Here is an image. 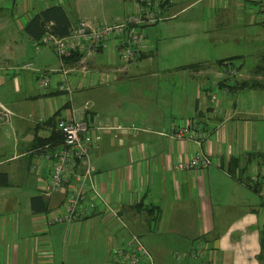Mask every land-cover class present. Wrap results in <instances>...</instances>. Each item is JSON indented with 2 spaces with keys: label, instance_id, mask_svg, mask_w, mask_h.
<instances>
[{
  "label": "crops",
  "instance_id": "crops-1",
  "mask_svg": "<svg viewBox=\"0 0 264 264\" xmlns=\"http://www.w3.org/2000/svg\"><path fill=\"white\" fill-rule=\"evenodd\" d=\"M99 1L121 7L97 10L94 4ZM135 2L0 0V46L6 45L0 51V101L16 112L11 124L0 126V172L9 178L7 185H0V264H118L114 245L134 234L151 249L156 264H262L264 207L247 179L253 162L264 167V71L254 74L264 51L253 66L241 67L236 78L225 75L226 63L220 60L238 55L211 61L212 56H196L192 48L185 50V59L177 54L178 39L185 35L189 42L196 37L207 52L218 35H226L233 19L253 16L238 12L237 6L263 17L256 0H173L166 9L173 17L147 27L137 60L122 62L114 42L109 52L81 56L91 70L110 72L113 79L95 82L89 80L91 74L73 72L78 117L98 115L111 124H135L149 131L106 130L95 150L98 184L120 218L97 212L82 221L47 225L45 211L32 205V197L40 195L39 178L31 171L34 153L45 140L53 141L48 139L52 123L70 118L73 111L57 86H37L43 71L58 74L59 60L49 46L36 49L44 23L31 19L59 5L72 26L81 19L119 22L134 10ZM205 17L209 21L199 28ZM19 51L26 61L38 62L39 69L16 70ZM252 78L262 80L261 88L244 89L243 82ZM215 88L223 93L212 106L208 92ZM189 118L210 128L206 147L214 161L207 168L176 167L178 161L190 159L196 144L168 133ZM249 157L257 160L248 164ZM233 160L237 167L231 171ZM65 195L63 188L44 197L46 209L62 203ZM201 240L208 246L203 260L174 258L175 250L191 249Z\"/></svg>",
  "mask_w": 264,
  "mask_h": 264
},
{
  "label": "built area",
  "instance_id": "built-area-1",
  "mask_svg": "<svg viewBox=\"0 0 264 264\" xmlns=\"http://www.w3.org/2000/svg\"><path fill=\"white\" fill-rule=\"evenodd\" d=\"M257 1L264 9V0ZM172 2L173 0H136L134 10L122 21L81 19L71 26L66 35L60 36L48 29L36 43L37 50L44 45L53 48L61 64L57 69V75L48 71L38 74L37 86L42 90L57 86L73 111L70 118H58L54 125L55 131L61 137L60 144L57 146H53L52 143L43 144L37 148L31 162V171L39 178L38 187L42 196L49 197L63 188L66 192L62 203L43 212L47 225L82 221L97 212H107L120 218L118 209L113 206L98 184L99 175L93 161L95 150L102 132L106 130H124L129 134H136L149 129L135 124H111L98 115L93 118L78 117L79 110L74 107L71 80L73 72L78 69L88 76L91 74L93 80L89 79L90 81L112 80V73L91 70L83 57L96 54L100 50L109 52L110 43L114 42L122 62L137 60L145 47L147 27L173 17L166 13ZM75 53L83 57L75 64H68V60ZM236 65L233 61L225 64L228 77L235 78L239 75V68ZM32 67L33 62L28 61L19 69ZM0 69L4 71L3 68ZM222 93V88L208 92L212 106L218 104ZM15 115L16 112L12 108L0 101V126L11 124ZM168 135L196 144L190 159L178 161L176 167L207 168L213 164V157L206 147L210 128L204 127L198 118H189L177 124ZM256 165L254 162L253 180L257 185L261 205L264 207V167L257 168ZM207 250L206 242L201 240L191 249L175 250L173 256L178 261L201 259L205 258ZM113 258L118 264H156L151 249L135 234L125 243L114 245Z\"/></svg>",
  "mask_w": 264,
  "mask_h": 264
},
{
  "label": "rangeland",
  "instance_id": "rangeland-1",
  "mask_svg": "<svg viewBox=\"0 0 264 264\" xmlns=\"http://www.w3.org/2000/svg\"><path fill=\"white\" fill-rule=\"evenodd\" d=\"M94 6L96 7L97 10L103 8L118 9L121 7V4L117 2L103 3L102 1H99L97 4H94ZM255 7L259 8V5L256 3ZM236 10L240 13L247 12L249 14H252L253 16L249 17V15L242 14L238 18L233 19L234 23L231 24L224 32L226 33V35L224 34L218 35L217 38L219 40L215 41V46L211 47L210 48L211 50H208L207 52L206 50H203L200 44L201 42H199V40L196 37L191 42L188 41L189 39L188 35H185L183 38L178 39V41L181 42V48L177 51V54L181 57V59H185V50H187L188 48H192L193 50H191V52L197 53L195 54L196 56L201 55V57H203L204 59H207L208 56L209 57L212 56V58H210L211 61H216V59L225 58L224 56L238 55V57L233 58V61L239 66L240 73H241L240 70L241 67H244V70H246L247 67L253 66L256 62H258L259 54L264 51V26L262 24L263 17L262 16L259 17V15L256 13L254 14L251 13L248 7L245 9H241L237 6ZM120 11H122V9ZM208 21L209 19H207L206 17L203 18V21L199 24V28L203 27L205 23H207ZM12 28L15 29L16 27L14 26ZM198 32L201 33L199 30ZM17 33L19 34L18 31ZM151 37H154V35H152ZM170 37L175 38L172 36ZM44 47L47 46L44 45ZM5 48L6 45L0 46V51H4ZM9 54L10 53H8V55ZM17 55L19 62L21 63H19V65H15L16 66L15 68H20L24 63L28 61H26L27 60L26 58L23 59V52L19 51ZM56 57L57 60H59V67H60L61 65L60 58L58 55H56ZM193 59H196V57H192V60ZM38 65H40L38 64V62L37 64L33 62V67L30 68V70H38L39 69ZM224 72L225 75H227L226 70H224ZM237 76L240 77V74ZM58 224L60 223H57L54 226H59ZM201 259L203 260L204 258ZM204 262L206 263V261Z\"/></svg>",
  "mask_w": 264,
  "mask_h": 264
},
{
  "label": "trees",
  "instance_id": "trees-1",
  "mask_svg": "<svg viewBox=\"0 0 264 264\" xmlns=\"http://www.w3.org/2000/svg\"><path fill=\"white\" fill-rule=\"evenodd\" d=\"M41 19L43 20L44 28L42 30V33L38 37V39H40L47 32L48 29H50L51 32H53L57 35H60V36L66 35L72 26L70 19H69V15L66 13L65 9L59 5H53L47 9L43 10L39 14L35 15L34 18L31 19V22L36 23ZM262 22L264 23V19ZM80 57H81L80 54L75 53L71 58L75 59V61H76V59L78 60V59H80ZM229 61H233V58L221 59L220 63L225 64ZM238 68H239V66H238ZM263 71H264V55H262V57L259 60V64L255 67L254 74L260 75L263 73ZM226 79H228V78H226ZM261 81L262 80H256L255 78H252L251 80L244 81L243 82L244 89L245 88H261V86H262ZM55 123H56V121L54 123H52L53 135H52V137L48 138L49 140H53V141L47 140L48 142H51L53 144V146H55L56 142L60 144V141H61L60 135L54 129ZM45 143H46V140L42 144H45ZM255 160H257V159L249 157L248 158V164L252 163ZM231 163L232 164L230 165V170L234 171L235 169H233V168L237 167V161L233 160ZM253 163L251 165H253ZM247 180H248L247 182H248L249 186L254 188L257 191V185L255 184V182L253 180V172L250 174V177ZM8 183H9V178H8L7 173L6 172H0V185H7ZM31 202H32V205L35 208V210H39V211L49 210V209H46L47 207H46V203L44 202V196H42L41 194L38 196H33L31 199ZM40 203H41V206H40ZM261 229H262L261 230L262 252L259 256V259L261 260V262L263 264V261H264V224L261 227Z\"/></svg>",
  "mask_w": 264,
  "mask_h": 264
}]
</instances>
